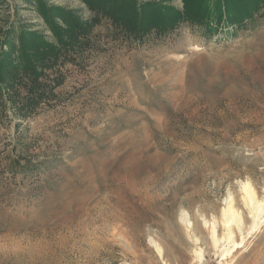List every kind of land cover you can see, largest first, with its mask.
<instances>
[{
    "label": "rangeland",
    "instance_id": "1",
    "mask_svg": "<svg viewBox=\"0 0 264 264\" xmlns=\"http://www.w3.org/2000/svg\"><path fill=\"white\" fill-rule=\"evenodd\" d=\"M9 19L45 29L29 0H0V27ZM97 19L56 101L19 126L0 121V264H264V222L251 229L242 199L245 181L264 199V7L243 27L182 21L141 39ZM230 199L241 245L222 259L208 225L226 232Z\"/></svg>",
    "mask_w": 264,
    "mask_h": 264
},
{
    "label": "trees",
    "instance_id": "2",
    "mask_svg": "<svg viewBox=\"0 0 264 264\" xmlns=\"http://www.w3.org/2000/svg\"><path fill=\"white\" fill-rule=\"evenodd\" d=\"M29 1L44 30L15 19L0 27V121L13 119L16 126L56 101L55 90L64 79L62 66L91 47L89 35L97 16L141 39L152 30L161 33L182 21L207 28L225 17L243 27L264 7V0H182V10L166 5L165 0L139 5L135 0H82L94 14L83 19L46 0Z\"/></svg>",
    "mask_w": 264,
    "mask_h": 264
},
{
    "label": "bare ground",
    "instance_id": "3",
    "mask_svg": "<svg viewBox=\"0 0 264 264\" xmlns=\"http://www.w3.org/2000/svg\"><path fill=\"white\" fill-rule=\"evenodd\" d=\"M242 191H243L242 199L245 202V204L249 205L250 212L252 213L253 222L251 225V229L257 228V226L260 223L264 222V199L262 200L259 199L254 188L248 181L242 182ZM179 217H180L179 218L180 221L185 225L184 227L186 228V230L193 228L192 221L190 220V217L188 216L186 210H182ZM218 221L221 223L223 230H225L226 232H222L221 234H218L216 228L218 222L216 220H213V222L211 223L209 222L210 225H208L209 235L213 247L217 249L219 248L220 255L222 259H224L231 251H233L235 248H238L241 245L240 244L241 242L235 241L233 238L232 226L235 225L238 229H240V226L242 225L241 224L242 217L240 213L232 205L231 199L227 202V205L225 207H222L221 217L220 220ZM204 223L207 225V221H204ZM191 234L193 233L191 232ZM194 235L195 233L192 235V238L194 239V241H196L197 237H195ZM155 241L151 240V243L153 244L155 251L157 252V255L159 257H162L163 250L159 246L160 244L158 245V243H156ZM225 243H227V245ZM192 253L195 259H197V261L199 262L203 255L201 248L193 247Z\"/></svg>",
    "mask_w": 264,
    "mask_h": 264
}]
</instances>
